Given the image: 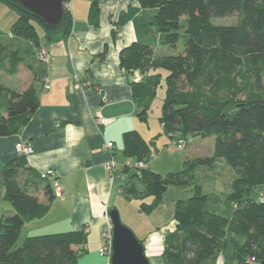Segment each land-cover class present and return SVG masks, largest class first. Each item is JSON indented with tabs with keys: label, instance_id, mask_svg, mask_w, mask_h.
I'll return each instance as SVG.
<instances>
[{
	"label": "trees",
	"instance_id": "1",
	"mask_svg": "<svg viewBox=\"0 0 264 264\" xmlns=\"http://www.w3.org/2000/svg\"><path fill=\"white\" fill-rule=\"evenodd\" d=\"M0 2L17 14L10 28L13 38L39 49L36 23L46 39L52 40V34L33 16L5 0ZM137 3L138 10H155L152 25L163 36L165 46L176 49L180 30L187 37L183 52L178 55L158 54L153 47L138 41L119 51L121 70L144 75L140 81L129 84L137 119L147 122L161 81V74L156 71L163 70L165 94L158 119L163 134L171 142L183 140L185 144L190 138H212L213 151L210 156L185 159L179 173L162 176L148 168L152 152L156 151L154 139L146 142L137 131H126L121 137L124 157L146 165L139 172L134 171L128 180L137 178L145 190L137 192L124 180L120 182L121 192L127 199L152 197L153 204L146 206L148 212L161 202L170 185L192 193L189 199L174 205L175 227L163 238L162 264H216L219 257L224 264H261L264 201L252 200L249 194L264 186V0H137ZM234 14H237L234 24L218 26L211 22L212 18ZM99 16L98 0H94L88 13L94 29L98 28ZM66 17L61 36L70 32L68 10ZM104 56L105 50L96 59L101 61ZM21 60L17 52L0 43L1 72L15 75ZM230 106L234 110L229 113ZM37 108L34 86L19 93L0 84V138L16 135ZM218 161L234 174L231 192L226 197L232 206L230 218L208 209L210 196L203 192L196 175L199 168H212ZM128 172L124 166L121 168V173ZM31 178L45 184V204L29 194ZM0 179L3 200L13 210L11 215L0 218V264H77L84 253L81 247L86 244L83 230L27 237L14 248L22 227L44 217L54 195L46 181L27 169L23 156L3 164Z\"/></svg>",
	"mask_w": 264,
	"mask_h": 264
},
{
	"label": "crops",
	"instance_id": "2",
	"mask_svg": "<svg viewBox=\"0 0 264 264\" xmlns=\"http://www.w3.org/2000/svg\"><path fill=\"white\" fill-rule=\"evenodd\" d=\"M93 1H69L71 28L67 36L52 35L49 41L41 29L37 31L40 49L47 50L51 57L48 67L39 63L35 54L37 49L29 42L10 36L9 47L1 43L8 50L17 52L22 60L15 75L0 71V76L16 78L17 84H0L19 93L34 86L38 108L16 135L0 138V167L21 156L15 150L16 145L29 146L32 152L25 157L27 169L38 175L53 170L62 189V197L53 199L44 217L22 227L17 242L22 234L27 238L83 230L86 244L81 247L84 253L77 264H110L99 249L102 234L109 228V202L115 193L121 192L123 183L111 182L105 164L113 157L117 170L121 171L124 163L120 164L123 159H119L117 152L120 149L123 154L121 137L124 132L135 130L146 142L153 137L150 127H143L136 117L129 86L144 75L139 71L126 73L121 70L118 54L135 41L153 47L158 54L170 53L162 47V35L152 25L155 13L138 10L137 0H98L97 29L88 21ZM104 50V59L97 60L96 56ZM45 83L50 86L49 90H44ZM98 115L107 120L105 126L96 122ZM206 140L210 142L212 154L213 140ZM107 143H113L112 152L104 149ZM194 155L200 157L197 149L185 154L183 162ZM150 160L148 168L151 170ZM47 183L50 185L49 181ZM44 187L45 184L31 178L27 189L45 204ZM3 195L0 179V201H4ZM5 213L2 217L13 213L11 205ZM174 227L175 222L171 230L158 236L159 239L172 232ZM150 241L151 238L144 244L148 260L152 254L162 264V240L155 248L149 247ZM216 264H224L223 258L219 257Z\"/></svg>",
	"mask_w": 264,
	"mask_h": 264
},
{
	"label": "rangeland",
	"instance_id": "3",
	"mask_svg": "<svg viewBox=\"0 0 264 264\" xmlns=\"http://www.w3.org/2000/svg\"><path fill=\"white\" fill-rule=\"evenodd\" d=\"M64 10L66 11V3H64ZM146 11L155 13L154 9H148ZM16 19L17 14L15 10L0 2V43L4 44L5 46H8V43L10 42V28ZM236 20L237 14H234L227 18H212L211 22L214 25L225 26L234 24ZM184 21L185 18H182L181 23L184 24ZM34 26L37 31H40L41 26L36 23H34ZM179 34L180 40L176 49L173 50L164 44L162 45L164 49L169 51L170 55H178L183 52L187 37L183 33V30H180ZM31 50H33V47H31ZM38 72V74H40L41 70ZM156 72L161 74V81L157 88L156 98L152 103L150 112L148 114V120L146 123L142 124L145 128L150 127L151 132H153V137L150 140L154 139L155 142L156 151L152 152L150 160L151 171L162 176H166L169 174H177L183 169V157L185 154H189L190 151L192 152L193 150L197 149V153L200 157H206L211 154V145L209 140H194L190 138L185 145H183L181 148H178L173 142L171 143L165 134H163L158 119L160 117L161 106L165 94L164 79L166 72L163 70ZM0 83L4 84L5 86H13L14 84H17V79L9 78L3 74L0 76ZM233 110V106L228 108L229 113ZM117 156L120 160L123 159L122 163L120 164H125L126 158L123 156L120 149L117 152ZM195 156L196 155L193 157ZM131 162L134 163L133 160H131ZM133 174L134 170H129V172L125 175L127 185H129V187L133 185L137 192L143 193L145 186L140 180L137 178L132 179V182L128 180V178ZM196 175L199 178L198 182L202 186L203 192L210 196L208 209L212 212H216L227 218H230L232 206L226 201V197L231 192V184L234 180V174L232 171L227 168L223 162L218 161L212 168H199L196 172ZM191 196L192 193L189 189H180L176 186L170 185L163 194L161 202L148 212L146 206L153 204L152 197L127 199L123 192L119 191L113 195L112 200L109 202V208L110 211H117L122 225L127 227L134 234L136 239L144 245L150 238L151 240L152 238L153 240L159 239L158 236L166 234L169 230H171L174 224L173 212L175 203L179 200H187ZM249 198L255 201H259L260 198H264V186L253 189L249 194ZM9 206V203L0 201V218L6 214L5 212ZM24 239V234H22L21 240L19 242H23ZM159 240L160 242L162 240L163 244V239ZM19 242L16 243L14 248L19 246ZM149 263L159 264V260L152 259L149 261Z\"/></svg>",
	"mask_w": 264,
	"mask_h": 264
},
{
	"label": "water",
	"instance_id": "4",
	"mask_svg": "<svg viewBox=\"0 0 264 264\" xmlns=\"http://www.w3.org/2000/svg\"><path fill=\"white\" fill-rule=\"evenodd\" d=\"M37 19L53 36L66 26L64 0H5ZM112 228L110 264H150L144 246L122 225L117 211L108 213ZM264 264V261L261 263Z\"/></svg>",
	"mask_w": 264,
	"mask_h": 264
},
{
	"label": "built area",
	"instance_id": "5",
	"mask_svg": "<svg viewBox=\"0 0 264 264\" xmlns=\"http://www.w3.org/2000/svg\"><path fill=\"white\" fill-rule=\"evenodd\" d=\"M66 10L70 11L69 3H66ZM37 60L41 65L44 67H48L51 62L50 54L45 49H37L35 51ZM50 86L45 83L44 84V90H49ZM96 122L100 126H105L107 124V120L102 118L101 116H97ZM178 148H181L185 143L183 140H179L177 142H173ZM104 149L108 152H112L114 150L113 143H107L104 146ZM15 150L18 154H20L23 157H27L31 154L32 149L29 146H25L22 144H18L15 146ZM116 163L113 157L110 158V160L105 164V169L108 173V177L111 180L112 183L115 182H123L125 180V174L121 173V171L117 170ZM126 169L134 170L135 172H139L141 169L146 168V165L144 163H132L130 160H126L125 164L123 165ZM40 179L50 182V186L53 191L54 198H61L62 197V189L58 183V180L56 178V173L53 170H46L39 173ZM260 201L263 202L264 198H260ZM110 222V221H109ZM108 232L102 234V245L99 249V253L103 256H106L108 259H110L111 256V235H112V228L111 224L109 223L108 226Z\"/></svg>",
	"mask_w": 264,
	"mask_h": 264
},
{
	"label": "bare ground",
	"instance_id": "6",
	"mask_svg": "<svg viewBox=\"0 0 264 264\" xmlns=\"http://www.w3.org/2000/svg\"><path fill=\"white\" fill-rule=\"evenodd\" d=\"M152 241H154V242H152ZM159 242H160L159 239H158V241H157V239L151 240L148 245H149L150 248H152V247L155 248V247H157V245L159 244ZM150 256H151V260L154 259V256L152 254Z\"/></svg>",
	"mask_w": 264,
	"mask_h": 264
}]
</instances>
